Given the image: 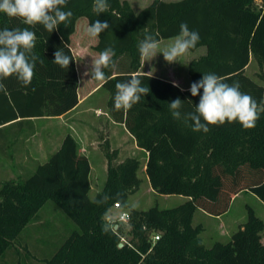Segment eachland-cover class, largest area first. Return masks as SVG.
Listing matches in <instances>:
<instances>
[{"label": "trees", "instance_id": "obj_1", "mask_svg": "<svg viewBox=\"0 0 264 264\" xmlns=\"http://www.w3.org/2000/svg\"><path fill=\"white\" fill-rule=\"evenodd\" d=\"M93 2L68 0L64 10L73 13L70 21L51 33L43 25L30 27L0 12V30L28 27L36 34L33 52L38 57L30 85L23 86L15 76L0 80L4 85L0 90V155L6 151L2 126L15 121L16 126H33L32 119L60 117L78 105L79 79L71 37L82 18L88 24L107 21L110 28L100 34L93 50L99 53L111 46L116 53V70H104L108 81L94 80L109 94L108 114L114 122L124 124L137 146L147 153L146 174L153 191L188 200L172 209H130L129 197L142 183L138 177L141 161L129 157L118 162L119 150L104 137L100 148L107 160V178L91 199L90 161L68 134L59 149L27 178L0 181V261L52 201L78 229L41 264H264V221L252 208L226 243L206 247L201 238L205 228L193 224L199 209L216 217L226 214L240 193H251L264 204V112L251 129L225 122L209 125L208 133L192 131L183 120L172 117L168 103L179 97L184 101L181 111L187 113L194 111L200 97L142 74L137 48L146 30L158 33L161 42L177 36L181 23H186L200 36L190 51L207 50L189 65L192 82L206 73L223 77L228 84L238 81L240 91L260 105L264 103V86L246 70L256 61V77L264 82V0H154L139 13L128 1L108 0V10L99 15L93 11ZM58 48L73 58L68 68L53 63ZM131 76L140 77L150 93L127 111L115 110V85ZM117 192L124 193L122 202L114 199ZM105 195L113 199L102 205L93 202ZM118 204L128 210L131 236L122 247V225L115 233L103 231L104 213Z\"/></svg>", "mask_w": 264, "mask_h": 264}, {"label": "clouds", "instance_id": "obj_2", "mask_svg": "<svg viewBox=\"0 0 264 264\" xmlns=\"http://www.w3.org/2000/svg\"><path fill=\"white\" fill-rule=\"evenodd\" d=\"M67 2L68 0H0V12L10 18L20 19L23 24L30 27L37 24L43 25L51 33L58 30L61 24H67L70 21L73 13L70 10H64L67 7ZM108 8V0H94L93 2V11L97 15L106 12ZM109 28L110 25L107 21L96 20L89 24L86 34L95 39ZM158 35V33L153 34L145 31L144 38L137 45L142 58L151 61L157 54H162L167 63H177L178 58L195 48L200 40L199 33L190 30L186 23H181L179 34L164 49L160 48ZM35 44L36 34L28 27L0 30V80L15 76L23 86L31 84L38 60L33 52ZM64 47L67 45L65 44ZM115 55V50L111 46L97 54V58L92 60L90 68L92 80L105 83L108 81L109 77L104 70H116ZM72 60L73 58L65 53L64 48H58L54 52L53 63L61 68H68ZM88 74V72L85 73V75ZM173 86L180 87L175 82ZM3 89L4 85L0 83V90ZM115 89V110L127 111L139 103L142 97L150 93V88L137 76H131L126 81L116 83ZM201 89L203 90L202 95ZM180 90L184 91L182 87ZM189 91L191 96L200 97L194 111L182 113L184 101L179 97L168 105L172 117L183 120L185 125L194 132L208 133L209 125H223L225 122H238L244 129H251L256 126L260 113L264 112V103L258 105L250 95L242 93L238 81L228 84L223 77L214 73L203 74L199 81L191 83ZM123 196L124 193L117 192L114 199L117 202H122ZM109 199H113V197L105 195L102 199L93 202L102 205ZM102 219L105 233L109 231L115 233L120 228V217L112 209H108Z\"/></svg>", "mask_w": 264, "mask_h": 264}, {"label": "rangeland", "instance_id": "obj_3", "mask_svg": "<svg viewBox=\"0 0 264 264\" xmlns=\"http://www.w3.org/2000/svg\"><path fill=\"white\" fill-rule=\"evenodd\" d=\"M128 1L133 7L135 13H139L141 10L146 8L154 0H125ZM165 2H177L181 0H163ZM261 3V1H259ZM88 21L82 18L77 22V32L75 37H73L72 49L74 53L79 56V54H84V51L93 49L94 41L96 38H90L86 36V29L88 27ZM85 36V37H84ZM173 42V39L164 40L160 43V48L164 49L168 47ZM205 48H201L197 52H189L184 56L178 58L177 63L171 64L173 68L180 71H185L187 69V63L198 55H203ZM90 52V51H89ZM93 55L92 51L89 53ZM152 63H154L158 68H165L167 77H169L172 71H169V65L162 54H157L153 58ZM166 66V67H165ZM259 72V67L256 61H251L246 74L252 78L254 81L258 82L264 86V82L260 78L256 77ZM82 73V72H81ZM188 77V73H187ZM80 79L83 78V73L79 76ZM103 90L97 97L101 96ZM43 122H40V130H44ZM123 155V154H122ZM134 155V154H132ZM132 157V156H130ZM133 157H136L135 155ZM141 167L138 171V177L141 179V186L139 190L131 195L128 200V206L130 209L136 210H148L152 207H158L160 209H172L183 203L188 199L184 196L179 195H159L153 191L151 188L148 176L146 174V169L144 167V162L142 158ZM98 158L93 159L94 170L98 169ZM18 176L27 178L29 175L25 172H10L8 170H3L0 162V181H6L11 179H16ZM107 178V173L100 172L91 175V191L89 197L94 199L97 193L102 189ZM252 208L256 215L264 221V204L251 193H241L232 202L229 211L224 214L223 217H216L209 215L205 211L199 209L195 213L193 224L203 225L205 228L204 232L201 234V238L206 247H211L216 242L226 243L231 240L232 235L238 231L239 227L245 223L248 215V208ZM114 213H117L120 217V225L124 229V238L122 244L130 240L131 236L129 234L128 219L125 221L121 220L123 214H128L127 210L124 208L112 209ZM77 225L66 215V213L54 202H47L44 207L39 211L37 218L31 222L21 233L18 241L15 243L14 247L9 249L0 264H41L42 260L45 258H50L58 248L63 244V242L70 236V234L77 230ZM262 243L264 244V232L262 233Z\"/></svg>", "mask_w": 264, "mask_h": 264}, {"label": "crops", "instance_id": "obj_4", "mask_svg": "<svg viewBox=\"0 0 264 264\" xmlns=\"http://www.w3.org/2000/svg\"><path fill=\"white\" fill-rule=\"evenodd\" d=\"M76 32L77 26L74 35L71 37V49ZM86 36L88 35L86 34ZM97 43L98 38L91 46H95ZM201 48L194 52L199 51ZM89 51H92L93 55L89 54ZM202 51L203 55L207 52L206 48ZM72 52L75 57L79 79L78 105L72 111L60 117L32 119L33 126H16L18 121L2 126V142L5 144L4 148H6V151L0 155L2 169L17 173L25 172L28 175L35 172L39 164L47 161L59 149L63 139L68 134H71L76 139L80 153L87 156L90 161V183L93 172L107 173V160L100 148L102 137L108 138L112 148L119 150L118 162L135 155L137 158H142L146 169L147 153L137 146L135 139L124 124L116 123L111 119L107 110L109 94L103 88L102 83H97L91 79L90 68L92 60L97 58L98 53L92 47L90 50L84 51V54H79V56L74 53L73 49ZM203 55H198L194 59ZM194 59L188 61V67L185 71L173 68L169 63L166 64V66L169 65L168 70L172 71L171 75L167 77L165 68H158L152 63L154 59L148 61L142 58L140 72L172 84L174 82L178 83L180 85L178 88L182 87L184 91H189L192 80L188 71L189 65ZM81 72L83 73L82 79L79 78L82 74ZM86 72L89 74L85 75ZM103 90L106 92L97 97ZM40 122H43L44 125V130L42 131L39 128ZM94 158H98V169L96 170H94ZM240 194L235 196L234 199ZM112 209L120 208L115 206Z\"/></svg>", "mask_w": 264, "mask_h": 264}, {"label": "built area", "instance_id": "obj_5", "mask_svg": "<svg viewBox=\"0 0 264 264\" xmlns=\"http://www.w3.org/2000/svg\"><path fill=\"white\" fill-rule=\"evenodd\" d=\"M125 218L128 219V214H127V215H126V214H123V215L121 216V220H122V221H125ZM158 239H159L158 236L154 238V240H158Z\"/></svg>", "mask_w": 264, "mask_h": 264}, {"label": "water", "instance_id": "obj_6", "mask_svg": "<svg viewBox=\"0 0 264 264\" xmlns=\"http://www.w3.org/2000/svg\"><path fill=\"white\" fill-rule=\"evenodd\" d=\"M116 207L120 208V205L118 204V205H116ZM122 246H123V244H120V247H122Z\"/></svg>", "mask_w": 264, "mask_h": 264}]
</instances>
